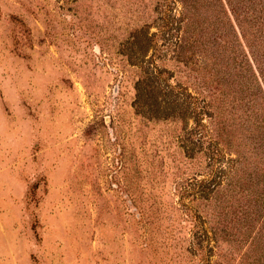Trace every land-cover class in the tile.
I'll list each match as a JSON object with an SVG mask.
<instances>
[{
  "label": "rangeland",
  "instance_id": "obj_1",
  "mask_svg": "<svg viewBox=\"0 0 264 264\" xmlns=\"http://www.w3.org/2000/svg\"><path fill=\"white\" fill-rule=\"evenodd\" d=\"M165 8L0 0V264H264L249 201L197 183L211 166L190 111L144 106L150 83L206 95L165 50Z\"/></svg>",
  "mask_w": 264,
  "mask_h": 264
},
{
  "label": "trees",
  "instance_id": "obj_2",
  "mask_svg": "<svg viewBox=\"0 0 264 264\" xmlns=\"http://www.w3.org/2000/svg\"><path fill=\"white\" fill-rule=\"evenodd\" d=\"M160 1L166 8L156 26L167 41L165 50L193 67L206 95L200 100L179 84L150 83L159 88L160 101L144 106L161 119L176 109L190 111L189 134L198 148L207 144L211 166L212 179L197 183H208L213 192L224 182L230 198L249 201L247 217L258 224L252 239L259 247L264 239V0ZM170 95L175 98L166 103ZM185 96L193 103L186 105Z\"/></svg>",
  "mask_w": 264,
  "mask_h": 264
}]
</instances>
